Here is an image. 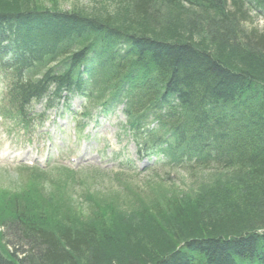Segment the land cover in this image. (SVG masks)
<instances>
[{"label": "trees", "instance_id": "trees-1", "mask_svg": "<svg viewBox=\"0 0 264 264\" xmlns=\"http://www.w3.org/2000/svg\"><path fill=\"white\" fill-rule=\"evenodd\" d=\"M121 2L120 9L104 14L0 4V70L10 83L9 107L27 117L33 100L48 96L53 103L65 91L90 87L92 100L110 96L104 105L126 98L130 117L152 110L155 120L176 135L178 146L162 152L177 161L185 158L179 149L186 147L200 155L203 172L248 165L264 177V29L246 32L241 26L258 10L264 14V1ZM162 5L171 13L157 18ZM192 9L214 14L211 29L219 34L210 38L209 28L196 30L187 18ZM240 93L253 106L230 99ZM170 96L187 110L186 124L172 116ZM151 134L143 147L165 141L161 130ZM29 200L16 202L9 224H0V264L264 263V224L239 228L214 215L200 222L189 212L175 231L142 224L154 222L147 208L125 215L110 202V209L82 217L58 204L46 211ZM138 203L148 206L140 198ZM154 208L155 216L160 214ZM107 212L116 216L104 218Z\"/></svg>", "mask_w": 264, "mask_h": 264}, {"label": "rangeland", "instance_id": "rangeland-1", "mask_svg": "<svg viewBox=\"0 0 264 264\" xmlns=\"http://www.w3.org/2000/svg\"><path fill=\"white\" fill-rule=\"evenodd\" d=\"M23 2L31 6L103 14L115 12L123 6L121 0H0V4ZM162 13L164 16L171 10L162 5L156 17L162 18ZM253 16L251 23L241 25L246 32L254 27L264 29V15ZM188 17L199 32H202L201 27H205L212 32L206 33L210 38L219 34L220 30L211 29L217 22L211 12L205 14L192 9ZM179 19L183 18L180 16ZM206 34L204 38H207ZM1 88L0 82V91ZM81 102L75 97L70 104L72 110L67 111L75 113V110H84L92 114V105L82 107ZM122 108V105L114 106L104 117L94 112L97 119L93 123L87 122L83 131L73 126L77 121L86 122L81 115L71 122L73 118L63 111L66 114L58 123L52 116L59 112H48V122L57 128L46 123L44 129L39 130L40 134L48 131L50 136L43 150L37 126L28 133L24 129L19 130L20 125L14 120L4 119L0 123V224L8 223L12 219L9 217L12 207L26 199L46 210L58 204L64 211L82 217H90L97 210L104 212L110 209L106 206L107 203L111 205L110 202L115 210H121L125 215L139 209L143 213L142 209L147 208L148 213L153 214L151 221L154 222L145 220L142 224L147 222L150 227L155 224L158 228H173L175 231L181 225L179 222L190 218L189 212L196 213L200 222L204 220V215H214L213 218L223 220L224 224L234 223L239 228L247 224H264V181L258 183L264 177L255 175L258 169L248 165L232 169L215 166L204 172L165 173L168 168H149L138 161L137 141L124 128L126 117ZM136 118L141 123L148 122L145 128L155 125L147 118ZM128 159L136 161L139 167L137 164L135 167L126 164ZM258 184L261 185L259 189ZM138 198L146 200L148 206L141 207ZM242 200L246 204L254 202V207L247 208L246 204L240 203ZM154 204L160 210V214L157 211L160 221L155 216ZM114 216L116 214L107 212L104 218ZM132 223L138 222L133 220ZM103 224L106 226L108 223ZM94 225L100 227L98 223Z\"/></svg>", "mask_w": 264, "mask_h": 264}, {"label": "bare ground", "instance_id": "bare-ground-1", "mask_svg": "<svg viewBox=\"0 0 264 264\" xmlns=\"http://www.w3.org/2000/svg\"><path fill=\"white\" fill-rule=\"evenodd\" d=\"M264 1V0H262ZM241 97L243 99H241V97L238 95V94H235L233 96V98L230 97V99L234 102H238L240 104L243 103V104H248L250 103V105H252V103L250 102V99L249 97H245L246 95L245 94H242L240 93ZM221 102H223V98H219ZM169 103H170V106H171V113H172V116H179L178 117V120L181 121L183 118H184V124H186L188 122V115H187V110L184 108L183 111L181 110V108H179L177 106V103H178V100L176 97L174 96H170L169 98ZM180 103V102H179ZM253 106V105H252ZM45 209V208H44ZM46 210V209H45ZM49 210V209H48ZM47 211V210H46ZM252 262V261H251ZM250 261H247V263H251ZM264 264V263H263Z\"/></svg>", "mask_w": 264, "mask_h": 264}]
</instances>
